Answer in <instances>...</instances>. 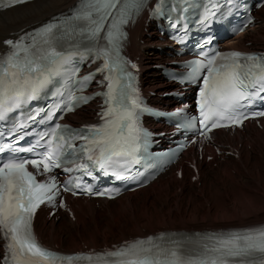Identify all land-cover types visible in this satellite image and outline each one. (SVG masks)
<instances>
[{"label":"snow or ice","instance_id":"1","mask_svg":"<svg viewBox=\"0 0 264 264\" xmlns=\"http://www.w3.org/2000/svg\"><path fill=\"white\" fill-rule=\"evenodd\" d=\"M24 2L10 0L8 6ZM142 7L143 0H79L69 14L55 17L16 41H5L10 51L0 55V119L36 98L57 75H76V58L102 60L97 72L106 70L109 81L104 93L106 107L101 113L103 124L69 130L56 123L47 139L41 136L46 147L36 153V158L12 157L0 162V232L8 241L7 252L13 264H72L80 259L90 264H264V227L197 235L191 238L197 241L192 248L182 239L161 235L88 256L53 253L39 245L33 234L37 208L45 201L54 202L61 189L56 177L40 181L37 175L50 173L87 153L89 163H79L75 171L93 176L92 169L98 168L104 175L111 173L117 180L123 179L117 169L132 163L141 146L148 143L149 133L138 126L139 114L145 109L131 84L132 74L127 67L130 62L121 54L124 27ZM205 59L206 63L193 62L190 74L202 80L197 102L200 135L207 138L206 133L212 129L241 125L250 115L264 116V111H244L255 98L264 99V57L232 51L216 52ZM202 71L206 75L201 76ZM81 99L86 100L73 95L58 110L73 111ZM195 120L186 126L192 127ZM75 140L86 143L77 147ZM6 149L12 150L10 143L0 145V153ZM29 165L35 173L29 171ZM64 171L73 169L65 167ZM62 187L73 195H105L108 191L119 194V189L93 193L90 185L82 186L80 177Z\"/></svg>","mask_w":264,"mask_h":264},{"label":"bare ground","instance_id":"2","mask_svg":"<svg viewBox=\"0 0 264 264\" xmlns=\"http://www.w3.org/2000/svg\"><path fill=\"white\" fill-rule=\"evenodd\" d=\"M76 0H37L31 4H26L20 7L13 8L11 10H7L3 13H0V50L2 48V40L9 37L10 34L19 31L20 29L30 26L32 24L41 22L46 20L48 17L57 14L58 12H62L66 10L68 7L72 6ZM264 8V7H263ZM262 8V9H263ZM260 9V11H262ZM264 10V9H263ZM152 25L149 24L150 28ZM143 26L141 23L136 24V26L130 32V40L128 47V54L133 58H138L142 71V80L145 86V89L156 94L155 97L151 98V101L155 104H165L169 105V102H165L158 98V95L167 91V89L171 86L170 84L164 82L163 77L159 72L150 70L152 69L149 65L151 62L156 60H169V53L164 52L159 54L155 51V46L163 45L161 38L154 32L149 34H145L143 31ZM262 32L263 35L258 36L260 39L253 37L254 34H258ZM248 39L250 45L245 47L243 40ZM142 43V44H141ZM231 48L238 50H259L262 51L264 48V18L263 21L260 22L259 25L255 26L252 30H248L245 34L236 38V40L232 43ZM155 64V63H152ZM89 117V108L86 107L83 110L77 112L75 115L71 116L79 123L85 122ZM216 140L219 143L223 144H234L239 145L242 144V149H240V158L238 161L227 158L223 163H219V169L216 171V177L225 181L227 179L232 180L233 175L227 171L229 163L234 167L232 170H238L237 173L243 175L242 170H246L249 168L250 172H254V174H258V170H255L253 167L256 164H259L260 159L263 160L264 154V128L263 130H258L255 126H250L248 129L244 131V133L237 132L235 135H228L226 133H217ZM228 151V149H222V151ZM249 150V151H248ZM254 153V159L251 161V154ZM220 157H225L222 155ZM217 159V158H215ZM252 162H254L252 164ZM254 165V166H253ZM208 168H207V167ZM210 164L206 162H198V168L203 174L199 173V178L204 176V169H209ZM253 166V167H252ZM218 168V167H217ZM211 169V168H210ZM216 170V169H215ZM214 170V171H215ZM229 170V169H228ZM211 171V172H214ZM210 172V173H211ZM185 173H191L190 170L186 169ZM192 174V173H191ZM248 174V172H247ZM192 176H194L192 174ZM210 176V175H209ZM253 176V174H252ZM184 178V172H183ZM201 181V179H200ZM173 182L175 186L185 187L190 186L193 187L194 184L189 182L188 184H184V182L178 181L176 177L173 178ZM181 183L184 185L181 186ZM165 190L169 188L167 183H163ZM156 187V186H154ZM205 187V186H204ZM198 192L200 187H195ZM145 190V189H144ZM238 190V189H237ZM209 192V191H208ZM183 193V192H182ZM210 197V208L208 212L204 213L199 212L197 209H194L195 212L189 211H179V210H167V214L161 215L155 223L152 224L150 219H147L145 224H139L136 226H131L132 228L127 229L125 231L120 232L118 235L113 234L112 238L116 239L113 241H106L111 235L109 229L104 232L105 229L100 231L97 227L96 219L91 218L89 221H85V217L87 215H93L97 209L95 205H93L92 201L88 200H75L73 202V210L75 221L71 220L65 221V226H61L55 222L54 219L48 220L45 215L43 217L44 212H39L36 215V232L40 239L51 246H57L58 248H64L65 252H74L81 249V242L87 245L88 248L96 247L101 242L102 243H119L123 241V239H129L133 237H142L147 234L154 233L155 231L162 228H172V229H184L190 231H201L202 229L213 230L216 228H225V227H235V226H243L249 223H257L264 222V203H256L258 206L251 205L250 209L245 208L242 203L233 202L229 204V207L232 209L226 210L225 203L217 204L218 196L215 192H209ZM212 195L216 198L214 199ZM259 195V194H258ZM206 196V195H205ZM131 195H126L124 197L117 198L110 203H120V206L123 207L125 205L130 204ZM203 197V196H202ZM213 198V199H212ZM134 199V198H133ZM205 199V198H204ZM148 200V199H147ZM208 200V199H207ZM206 200V201H207ZM101 206L99 210H102V205L106 203V201H99ZM203 202V201H202ZM256 202V201H255ZM123 203V204H122ZM208 203V201H207ZM204 204V203H203ZM254 204V202H253ZM219 206L221 208H219ZM202 208V207H201ZM125 209V208H124ZM221 210L218 212V210ZM109 210V209H108ZM193 210V209H192ZM174 211V212H173ZM179 212V218L176 216ZM174 215H173V214ZM178 219V221H176ZM94 221V223H92ZM228 221H231L230 223ZM177 222V223H175ZM228 222V223H224ZM82 224V232L79 235L75 233V227L80 226ZM110 225V224H109ZM109 227V226H107ZM112 227V226H111ZM142 230H141V228ZM63 228V229H62ZM64 228L70 229L73 231H69L65 238H68V246H64L63 242L65 238L63 237ZM62 230V231H61ZM111 230V229H110ZM77 231V230H76ZM77 235V236H76ZM103 239V240H102ZM102 240V241H101ZM77 241L79 243H77Z\"/></svg>","mask_w":264,"mask_h":264},{"label":"rangeland","instance_id":"3","mask_svg":"<svg viewBox=\"0 0 264 264\" xmlns=\"http://www.w3.org/2000/svg\"><path fill=\"white\" fill-rule=\"evenodd\" d=\"M263 9L258 13L260 21H263L264 18ZM261 35H263L262 32H259L258 34L253 33V37L257 39H260V37L258 36ZM243 42L244 45L247 44L248 39H244ZM90 116H92V114L91 115L89 114V117ZM227 157L230 156H226V158ZM230 159L236 160L233 157H230ZM253 159H254V153L251 154V161H253ZM222 162L223 161H218V160H216L215 163L212 162L211 164L212 166L210 167L211 169L209 168L205 170L204 176L201 178V181L193 183V184H197V187H200L198 192L196 191L197 188L196 189L194 188V186L196 187V185H193V187L187 185V187H185L184 190L183 187H180L181 192H179L180 188L178 186H175L173 179H172L173 182L172 184L169 177L166 178L164 177L160 180L162 184H160L159 186L157 185L153 189H149L147 191L140 192L139 194L132 196L130 198L129 205H125L122 203L124 206L121 207L120 203H109L105 206V208L108 207L109 210L106 211L105 209L103 211H98V212L95 211L93 215L86 216L85 221H89V219L95 218L96 219L95 222L97 223V227L100 231L105 229L104 232H106L109 229V231L111 232L110 237L105 240L113 241L114 239L112 238L113 234L118 235L120 232L132 228L131 226L145 224L147 219H150V222H152L153 224L159 217H161V215L167 214L168 213L167 210L171 208H172L171 210L174 211L179 210L181 212L189 211V210L191 212L192 211L195 212L194 209H197L199 212H203V213L204 211L205 213L208 212V210L211 209L209 205L211 194L209 195L208 194L209 192H215L217 194L218 199L214 201H217V204L219 205L224 202L225 205L227 206L225 207L226 210L232 209L231 207H229V204L233 202L242 203L245 206V208H247L249 205L247 209H250L251 205L255 207L258 206L260 203H264V158L263 160L260 159L259 164H256L255 166L253 165L254 167L252 166L255 170L259 171L258 174L256 175L254 174V172H250L251 175H249V171H250L249 168H246V170H242L243 175H240L237 173L238 170L231 171V168L234 167L229 163L227 171L233 175V179L232 180L227 179L225 181L219 180L215 174L216 171L219 169L220 166L219 163ZM253 163L254 162H252V164ZM200 172L203 174L202 171ZM188 175L185 177V184H188V181H190ZM171 177H173V175H171ZM166 181H168L169 184V188L167 190H165V187L163 186V183H165ZM183 185L184 184L181 183V186ZM212 197L216 199L213 195ZM206 200L208 201V203ZM256 203H258V205ZM219 208L221 207L219 206ZM220 211L221 210L219 209L218 212ZM263 213L264 212H262V214ZM176 216H178L179 218L180 216L179 212L178 215L176 214ZM66 220H67L66 217H64V219L60 218L57 221V223L61 226H65ZM176 221H178V219ZM228 222L230 223L231 221ZM228 222H224V223L226 224ZM92 223H94V221ZM75 228H76L75 233L76 234L78 233L77 235H79L80 232L83 231L82 224L81 227L77 226ZM69 231H73V230L70 229L68 230L64 228V232H63L64 238L67 236ZM67 240L68 238H65L63 242L64 246H68ZM124 240L126 239H123V241ZM77 243L79 242L77 241Z\"/></svg>","mask_w":264,"mask_h":264}]
</instances>
